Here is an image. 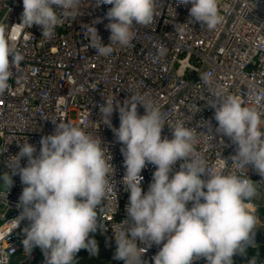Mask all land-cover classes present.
<instances>
[{"label":"clouds","instance_id":"9594fccd","mask_svg":"<svg viewBox=\"0 0 264 264\" xmlns=\"http://www.w3.org/2000/svg\"><path fill=\"white\" fill-rule=\"evenodd\" d=\"M81 2L23 0L17 25L39 26L42 36L51 38L62 19L74 20L79 15ZM94 5L111 6L84 30L88 46L105 57L113 53L114 46H129L135 36L133 28L149 25L155 14V0H94ZM176 5H191L188 24L199 23L211 30L222 21L217 0H176ZM104 20L110 31L107 45L94 26ZM21 59L0 39V93L9 87L10 62ZM215 97L218 99L210 103L218 122L216 132L237 146L232 161L244 169L251 165L264 177V131L258 113L243 107L236 97ZM127 100L121 105L109 97L99 105L102 123L122 145L126 169L122 184L129 193L128 219L119 224L114 235V259L144 264L140 245L147 249L163 244L153 257L154 264H193L201 258L207 264H233V255L241 254L253 238L256 217L245 207L256 194L252 180L226 174L219 164L211 170L195 152L192 128L177 122L171 127L172 139L162 138L165 123L159 107L142 96ZM137 105L144 107V115L138 114ZM116 111L118 128L111 123ZM53 123L54 132L41 138L38 152L35 145L20 143L19 152L7 161L12 175L18 174L25 185L17 205L22 211L14 219V228L23 220L30 222L23 230L24 250L30 254L39 247L46 264H76L80 250L92 256L99 252L90 234L107 230L99 222L98 209L109 193L108 177L114 176V168L111 155L105 157L101 139H94L79 126ZM22 158L27 159L24 167ZM177 162H181L178 171L174 170ZM148 164L155 166V171L144 192L141 172ZM12 175H0V182L10 188Z\"/></svg>","mask_w":264,"mask_h":264},{"label":"built area","instance_id":"2783aa9c","mask_svg":"<svg viewBox=\"0 0 264 264\" xmlns=\"http://www.w3.org/2000/svg\"><path fill=\"white\" fill-rule=\"evenodd\" d=\"M217 6L222 21L210 30L199 23H187L191 5L155 0L152 23L134 27L131 44L114 46L113 53L105 57L88 46L84 30L103 17L110 5L95 7L94 0H82L79 15L74 20L62 19L54 35L46 38L39 26L17 25L23 0H0V39L22 57L18 63L10 62L9 87L0 93V175H12L7 161L19 152L20 143L33 144L38 152L41 138L54 132L53 122L79 126L94 139H101L105 157H112L114 176L108 177L109 193L98 217L107 228L103 232L116 246V230L128 219L129 193L122 184L126 172L122 145L102 123L99 105L109 97L123 105L130 96H142L163 114L162 138L172 139L171 127L182 122L195 131V152L211 170L219 164L226 174L252 180L256 194L245 207L256 217L254 227L261 225L264 177L251 165L244 169L232 161L237 146L216 132L218 122L210 102L218 99L215 96L236 97L243 107L258 113L264 131V0H217ZM107 23L94 25L105 45L110 43ZM137 111L145 114L142 105H137ZM111 123L119 127L118 111ZM180 163L174 170H179ZM20 164L26 166L27 159L22 158ZM154 171L155 166L148 164L141 172L144 192ZM12 180L10 188L0 182V264H46L39 247L30 254L24 250L23 230L30 222L23 220L14 228V219L22 211L17 205L25 185L18 174L12 175ZM144 246L140 245L144 264H154L153 257L163 244ZM239 257L253 264L245 250ZM193 264L207 262L201 258ZM258 264H264V258Z\"/></svg>","mask_w":264,"mask_h":264},{"label":"trees","instance_id":"16d2710c","mask_svg":"<svg viewBox=\"0 0 264 264\" xmlns=\"http://www.w3.org/2000/svg\"><path fill=\"white\" fill-rule=\"evenodd\" d=\"M259 216L261 224L264 225V208L260 210ZM90 236L97 241L99 252L97 255L92 256L87 250H80L76 256L78 264H99L100 262L118 264L120 262V260L114 259L116 246L112 244L106 233L98 231L90 234ZM245 253L251 256L253 264H258L264 258V245H246ZM12 264L17 263L13 262Z\"/></svg>","mask_w":264,"mask_h":264},{"label":"water","instance_id":"95a60500","mask_svg":"<svg viewBox=\"0 0 264 264\" xmlns=\"http://www.w3.org/2000/svg\"><path fill=\"white\" fill-rule=\"evenodd\" d=\"M247 245H264V225H259L253 229V238ZM233 264H241V258L239 253H236L232 257Z\"/></svg>","mask_w":264,"mask_h":264},{"label":"rangeland","instance_id":"374dc122","mask_svg":"<svg viewBox=\"0 0 264 264\" xmlns=\"http://www.w3.org/2000/svg\"><path fill=\"white\" fill-rule=\"evenodd\" d=\"M241 264H246V262L244 260L241 261Z\"/></svg>","mask_w":264,"mask_h":264}]
</instances>
